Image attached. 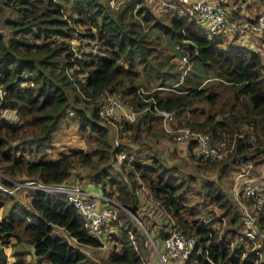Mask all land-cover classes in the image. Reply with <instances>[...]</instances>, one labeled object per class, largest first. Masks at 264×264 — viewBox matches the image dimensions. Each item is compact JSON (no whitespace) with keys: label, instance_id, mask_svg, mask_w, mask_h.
<instances>
[{"label":"trees","instance_id":"obj_1","mask_svg":"<svg viewBox=\"0 0 264 264\" xmlns=\"http://www.w3.org/2000/svg\"><path fill=\"white\" fill-rule=\"evenodd\" d=\"M148 1L154 0H0L1 184L59 182L74 171L73 181L93 183L119 204L98 258L82 247L102 242L62 194L32 189L22 204L0 187V207L12 200L0 213V264H143L147 237L128 212L136 209L134 187L157 200L159 218L169 216L164 229L173 223L195 238L194 252L180 264H239L242 255L255 258L258 251L264 264V214L257 237H241V209L220 180L243 161L256 167L264 160L263 54L235 34H209L190 0H162L165 10ZM213 1L223 5L228 22L250 15L244 3ZM143 86L149 88L140 91ZM106 96L136 111L134 120L99 115ZM156 108L185 115L182 124L207 132L213 142L227 141L230 151L219 160L196 157L188 140L189 162L162 153L153 139L171 136L161 125L153 131L161 124ZM69 119L88 146L47 156L53 134ZM109 122L128 132L129 142L112 144ZM119 150L132 155L128 164L117 163ZM212 213L226 218L225 229L204 224ZM162 221L151 226L158 239L167 233ZM58 228L77 243L57 236ZM238 234L247 247L238 240L231 245Z\"/></svg>","mask_w":264,"mask_h":264},{"label":"built area","instance_id":"obj_2","mask_svg":"<svg viewBox=\"0 0 264 264\" xmlns=\"http://www.w3.org/2000/svg\"><path fill=\"white\" fill-rule=\"evenodd\" d=\"M109 4L113 5L114 0H109ZM192 11L197 14L200 20L206 25V31L209 34L223 33L227 37L235 34L241 43L251 46L255 50H260L263 54L264 61V4L255 13L250 14L247 18L239 19L234 22H228L225 18V10L221 3L213 0H192L191 1ZM209 26V27H208ZM76 41L75 38L70 39ZM182 60H186L183 56ZM210 80H216L212 78ZM140 91L144 90L140 87ZM173 90V89H172ZM175 91V90H173ZM3 90L0 88V96ZM99 115L110 120L116 121L119 115L121 118H129L130 121L134 120L136 111L125 109L123 102L115 96H106L102 99L99 104ZM158 113L161 115L162 126L165 131H169L175 142L179 143L185 139L193 141L194 149L193 154L196 157L205 159H215L225 157L231 149V146L227 144L225 140H219V142H213L212 137L205 131L195 130L185 124H178L175 127L166 128L167 121L174 116L172 111L163 108H156ZM119 114V115H118ZM126 117V118H125ZM168 121V122H169ZM115 145H118V140H115ZM117 163H126L132 159V155L127 154L123 150L116 152ZM260 176L253 179H247L249 181L245 186H234L233 189L236 191V199L245 201L247 205H242V228L240 230L241 237L254 240L258 235V227L256 222L258 216L261 213L264 214V163L263 161L259 164ZM0 187L9 193H13L19 188H26L28 190H43L49 194H62L66 199L76 208L77 212L83 217V225L90 235L98 239L102 244L107 242L105 236L106 231H112V227L109 226L106 231H103L102 225H108V222L117 219L116 210L119 205L110 196L99 193L93 189L92 184L89 182L81 183L77 181H69L68 179L61 180L59 182H46L42 179H30L24 181H18L13 187L3 186L0 182ZM134 193L138 197L136 203L135 212L129 211V214L137 220V224L140 230L145 236L149 235L150 240L147 236V241L154 246L156 251V259L148 261L146 264H180L185 261L194 252L195 238L191 235L186 234L178 226L171 223L166 230V236L159 244V248L156 249L155 236H152L151 232H147L144 227L145 218L149 216V209L151 203L154 204L156 200L146 199L142 193L141 188L134 187ZM149 204V209H148ZM161 207L157 202L155 204L152 215L155 212L156 217ZM224 217L218 213H212L205 221L204 224L213 228L218 229ZM165 224V222H164ZM57 236H63L67 239L70 244H76L77 240L69 236L62 228L54 230ZM153 239V240H152ZM258 246V244H257ZM255 258L247 257L245 253L243 255V262L239 264H261L260 257L261 251L256 252ZM246 262V263H245ZM145 264V263H144Z\"/></svg>","mask_w":264,"mask_h":264},{"label":"rangeland","instance_id":"obj_3","mask_svg":"<svg viewBox=\"0 0 264 264\" xmlns=\"http://www.w3.org/2000/svg\"><path fill=\"white\" fill-rule=\"evenodd\" d=\"M190 1H192V0H190ZM221 1L228 2L229 5H231V7L235 6L236 3L237 4L244 3V4H246L245 10H248L250 14L255 13L264 4V0H221ZM153 2H155L154 8H155V6H159L160 8H162L163 10H165L164 9L165 6H163V4L161 5L162 0H154ZM153 2H151V3L149 2V3L152 4V6H153ZM76 41H73V43L76 44ZM82 48L87 49V46L85 44H83L82 45ZM196 73H197L196 70H194V69L191 70V76L192 75H195ZM183 74H184V71H183L182 75ZM215 81L216 80H210L209 83L212 84ZM176 84H178V82ZM205 84H206V82H205ZM141 88L142 89L145 88L147 90V88H149V87L146 88V87L143 86ZM163 88L170 90V92H173V90L175 89V87H174L173 90L171 88H166V87H163ZM177 92H179V91L177 90ZM124 107H125V109H128L125 104H124ZM11 113H12L11 111L10 112L8 111L6 113V116H9ZM185 117H186L185 115L182 117V115H180V114H178L176 116L174 114V116H172V118L170 119V121L169 120H168L169 122L167 121L166 128L169 130V128H172L173 126L175 127L178 124H182ZM122 119L123 118H121V115H119V117L117 118L116 121L119 122V123H121ZM126 119L130 121L129 118H126ZM109 124L111 125L109 127V130H110V133L112 135V144H113V142H115V140H118V142L121 141V142H124V143L125 142H129L130 139H129L128 132H126V131H122L121 132L119 130L118 125H117L116 122H114L113 124H111L109 122ZM160 125L162 126V122L160 124V121L158 122L157 125H154L155 128L153 129V131L156 134H158V131L160 129H162V128H160ZM76 126H77L76 121L73 120V119H69L67 124L64 123L61 126V128L57 132H55L53 134L52 139H51V142L49 141L50 145L46 146V148H45V153L47 154V156L52 157V158H56L58 156V154L60 152H62V151H67V150H69L71 148H78V147L86 148L88 146V141L86 140L85 137L81 136V134L76 131ZM118 130H119V132H118ZM166 132H169V131H166ZM166 136L159 137L158 139H156V138L153 139L155 141L154 143H155L156 148H160L161 151H162V153H164L165 151H167L168 153H171V154L172 153H175V157L178 158V159L180 158L183 163L189 162L190 159H188V157H189V151L191 152V148L187 147V141H188V139H185V140L177 143V142L174 141V139H171L172 138L171 135H170L171 138H168V137L166 138ZM227 154L228 153H226V155ZM173 155L174 154H172V156ZM26 156L27 157H31L27 153H26ZM263 163H264V160H263ZM259 164L256 165V167H255L254 165H252L250 163V161H243V163L240 164V166L237 169L230 167L229 170L226 171L223 174L222 178L220 179V180H222L221 181L222 186L225 187L226 190L228 191L229 197L231 198V200L232 201H235L234 203H237L238 206L240 207V209H241V211H240L241 215L243 214V212H242V210H243L242 205H245L246 206L247 203L245 201L243 202L242 200L240 201L239 199H236L235 198L236 197V191L233 189V187L234 186H245L249 182V181H247V179H253V178L259 176L260 175V172H261ZM189 165L190 164H188V165L187 164H184L185 167H190ZM191 168H192V166H191ZM206 173L207 174H211V172H209V171H207ZM212 175H213V173H212ZM74 179L77 180L76 177L74 176V171H71V174H70L68 180L69 181H73ZM105 186H106L105 188H106L107 191L110 190L109 189V186L107 184ZM97 190H98L99 193H102L100 187H97ZM28 192H29V190L26 189V188H23V189L22 188H19V190L13 192L12 194H13V196H14L15 199H18V200L20 199L21 202H22V204H24V203L28 202L27 201L28 200V198H27ZM113 196L114 195H112V197L111 196L110 197L116 201V197L115 196L113 197ZM11 203H12V200H10V199H8L7 201H5L4 205L2 207H0V213L2 212V208L3 207L4 208L5 207H8ZM116 203L118 204L117 201H116ZM156 203H157V200H156V202L154 204L151 203L152 206H151L150 209H149V204H148L149 216L147 215V217L145 218V222H144V227L146 228V231L147 232H153L152 236H154L156 234V232L155 231H152V229H151V226H152V223L153 222L158 221V223H160V220H162V218H163V221H162V224H161V229H163V231H164L165 230L164 229V222L166 221L168 223V221H170V218H169L168 215H165L164 217H160V218H159V216L154 217L155 212L152 215H150V212H153ZM164 219H165V221H164ZM206 219L207 218H205L203 221H205ZM134 221L137 222L136 219ZM226 222H227V220H226V218H224V220L221 222V225H219L220 228L225 229V225H226L225 223ZM156 226H158V224H156ZM108 228H109V225H105V226L102 225V229H104L103 231H106V229H108ZM241 228H242V222H241V226H240L239 229L241 230ZM147 236H148V239L150 240L149 235H147ZM145 240H147V238ZM162 240H163V238L159 239V244H161V241ZM236 240H238L239 242H243L244 243V247H247L246 246L247 245V241H245L244 238H241L239 236V234H238V236L235 237V239H231V245L232 244H235V241ZM257 243H258V241L256 240L255 243H254V246H253L254 248H255V246H257ZM107 246H108V244L105 243L101 247H97V248H88V247H82V248L89 255H92L94 257L96 256L98 258H101L100 256L102 255V253L105 252V249L107 248ZM161 246H162V244L160 245V247ZM19 249H20V247H19ZM153 249H154V246L151 245L150 241H149V245H148V243L146 241L145 242V252L143 253V258H144L143 259L144 260L143 261V264L144 263L146 264L148 261L151 260V250H152V253H154V250ZM8 251H9V254H10L11 249L8 248ZM149 251H150V255H148L149 254L148 253ZM242 258H243V255L241 257V260H242Z\"/></svg>","mask_w":264,"mask_h":264},{"label":"crops","instance_id":"obj_4","mask_svg":"<svg viewBox=\"0 0 264 264\" xmlns=\"http://www.w3.org/2000/svg\"><path fill=\"white\" fill-rule=\"evenodd\" d=\"M90 184H92L93 189L95 191H98L97 186H95L93 183H90ZM143 197H145L146 199H148V198L151 199V197L150 196L148 197L147 195H144ZM151 234H153V232H151ZM154 236H155V245H156V249H157V248H159V239H158L157 235H154ZM147 243L149 245L148 241H147ZM107 244L109 245V242ZM148 253H149L148 255H150V251ZM155 259H156V251L154 250V253H152V250H151V260L150 261L154 262L153 260H155Z\"/></svg>","mask_w":264,"mask_h":264}]
</instances>
